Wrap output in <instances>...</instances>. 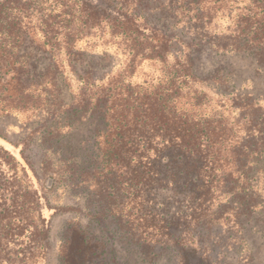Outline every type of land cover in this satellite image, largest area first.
<instances>
[{
    "label": "trees",
    "instance_id": "1",
    "mask_svg": "<svg viewBox=\"0 0 264 264\" xmlns=\"http://www.w3.org/2000/svg\"><path fill=\"white\" fill-rule=\"evenodd\" d=\"M146 11L169 14L175 26L183 24L195 35L193 43L182 37L183 31L174 35L150 25L148 14L141 13ZM225 14L233 18V33L214 37L210 24ZM95 33L108 34L127 54L125 68L107 82L80 77V105L75 106L85 104L104 120L96 143L100 165L94 168L106 197L114 198L104 209L118 220L126 219L143 242L169 238L182 251L183 235L215 218L218 194L230 189L235 174L245 175L252 155L259 156L250 144L253 132L242 133L239 121L200 112L208 98L196 84L206 80L195 73L186 50L205 40L217 51L244 49L264 59V0H0V95H9L8 102L0 100L1 109H41L47 104L41 93L31 99L34 93L23 80L27 68L21 48L36 44L50 53L54 65L74 66L77 43ZM175 42L183 44L184 51L169 64ZM145 59L162 63L163 75L149 83L127 78L124 72L131 76ZM52 73L47 70L42 78ZM226 80L213 75L210 84ZM0 138L7 141L0 143V264L16 259L29 264L30 253H42L47 245L44 197L32 188L10 151L16 146L1 133ZM35 212L41 221L37 228L32 223ZM85 234L82 226L72 228L61 251L64 264H93L104 252ZM37 235L40 240H34ZM187 250L195 253L197 247Z\"/></svg>",
    "mask_w": 264,
    "mask_h": 264
},
{
    "label": "rangeland",
    "instance_id": "2",
    "mask_svg": "<svg viewBox=\"0 0 264 264\" xmlns=\"http://www.w3.org/2000/svg\"><path fill=\"white\" fill-rule=\"evenodd\" d=\"M152 12H141L148 14L150 25L174 35L183 31L182 37L193 41L195 35L186 26H175L169 14ZM210 29L214 37L230 36L233 18L220 15ZM195 44L186 52L193 60L195 73L206 80L196 84L208 98V105L200 112L222 113L235 124L239 121L242 133L247 129L253 132L250 144L256 146L259 156L252 155L245 165V175L234 173L230 189L218 194L213 207L215 218L183 235L179 244L182 251L169 238L143 242L126 219L118 220L104 209L114 199L106 197L101 178L94 171L100 165L96 143L105 128L104 120L100 112L85 104L75 107L83 87L80 77L89 75L96 83L107 82L125 68L127 54L117 49L108 34L96 33L77 43L79 57L74 59V66L54 65L50 53L36 44L21 48L27 68L23 80L34 93L31 99L41 93L47 104L41 109L20 106L5 112L0 102V133L16 146L10 151L24 167L32 188L44 197L47 245L42 253L40 249L30 253L29 264H64L61 251L77 225L86 230L91 243H100L104 251L94 257L93 264H264V59L259 61L244 49L217 51L205 40ZM181 51L183 44L175 42L168 63ZM165 69L159 61L145 59L131 76L128 71L124 74L133 82L149 83L156 82ZM47 70L53 73L43 79ZM213 75L227 79L224 84H216L220 90L210 84ZM0 100L8 102L9 95L4 92ZM245 104L252 106L245 108ZM32 218L33 227L41 225L37 212ZM193 246L197 247L195 253L187 250ZM10 247L17 250L13 244Z\"/></svg>",
    "mask_w": 264,
    "mask_h": 264
},
{
    "label": "crops",
    "instance_id": "3",
    "mask_svg": "<svg viewBox=\"0 0 264 264\" xmlns=\"http://www.w3.org/2000/svg\"><path fill=\"white\" fill-rule=\"evenodd\" d=\"M0 143H7V141L6 140H3L2 138H0Z\"/></svg>",
    "mask_w": 264,
    "mask_h": 264
}]
</instances>
